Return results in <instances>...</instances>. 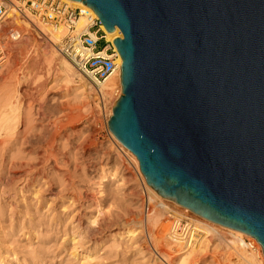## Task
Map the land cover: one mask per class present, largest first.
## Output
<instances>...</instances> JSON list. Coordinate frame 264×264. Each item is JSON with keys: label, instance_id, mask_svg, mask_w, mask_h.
<instances>
[{"label": "water", "instance_id": "1", "mask_svg": "<svg viewBox=\"0 0 264 264\" xmlns=\"http://www.w3.org/2000/svg\"><path fill=\"white\" fill-rule=\"evenodd\" d=\"M120 57L109 131L146 183L264 254V0H74Z\"/></svg>", "mask_w": 264, "mask_h": 264}, {"label": "rangeland", "instance_id": "2", "mask_svg": "<svg viewBox=\"0 0 264 264\" xmlns=\"http://www.w3.org/2000/svg\"><path fill=\"white\" fill-rule=\"evenodd\" d=\"M28 16L33 18L30 14ZM33 19L40 24L50 26L35 18ZM12 28L16 29L13 20L7 24V28L0 34V42H5V36L8 30ZM30 33L35 38L39 37L35 30L30 29ZM61 40L62 38L54 44V47L58 54L64 57L57 48ZM23 41L24 39L14 41L12 51L17 52V56L11 59L3 75L7 78V83L15 90L24 84L32 85L35 82L32 75L35 73L41 72L38 76L44 75L41 78L48 79L46 89L39 94V101L34 102L32 105L30 118L33 121L39 120L37 108L40 102L45 118L51 120L60 118L58 105L66 99L64 102H68L71 107L69 110L71 112L70 116L74 118L85 116L86 120L83 123L87 127L82 131H76L75 127H67L68 131H66L65 126L58 127L51 142L53 157L57 160V167L53 168L43 163L40 168L41 172L51 182L52 188L59 190L61 195L70 194L75 199L76 204H70L71 201L67 200V197H62L56 198L48 206L50 202L48 197L46 203H44L45 200H41L38 208H35L36 201L32 198L31 192L39 190L41 193L39 198L46 195L45 188H40L42 180L38 179L33 180V186L25 185L24 182H17L12 185L9 194H15L11 199L8 197V193L0 194V212L2 213L0 215V231H4L3 227L10 226L5 229L9 234L5 235L6 242L3 245L7 254L12 258L9 264H14L15 258L23 259L19 252L24 253L26 248H32L36 244L45 245L43 255L46 258L43 264H166V261L169 264H176L177 253L181 251V245H175L174 243L170 245L172 241L167 237L168 212L192 221L206 222L191 211H185L183 207L167 200H163L165 208H159L153 204L148 211V217L157 211L162 213L160 222L165 225L164 237L162 241L158 239V227L148 220L145 228V239L150 246V251L147 255L133 249L137 240H127L128 237H125L124 234L116 237L115 233L118 232V229H109L104 226L117 213L123 215L126 221L131 220L132 217L145 221L147 219L146 214H148L141 208L140 201L136 198L134 202H130L128 199L125 200L127 191L131 189V186L129 189H125V186L119 188L115 194H118L120 200L115 202L113 199V192L115 191H113L112 180L108 175L114 168L112 163L116 157L125 165L130 175H133V181L139 191V180L136 172L122 152L118 151L116 143L111 139L107 128L108 109L119 94V90L116 89L114 93L108 96L104 107L98 103L96 91L84 77L87 91L82 95L75 97V92L71 86L69 92H49L50 85L60 83L64 79L61 66L58 63L49 65L47 62L33 64L34 46L30 45L24 48ZM5 43L8 45L12 42L6 40ZM76 72L79 73L77 70ZM22 101H24L23 98H21V103H23ZM63 119H67V117ZM44 123H36V129L38 130L33 132L35 134L34 142L41 146H46L47 138L51 132L49 126H45V129L41 130ZM109 157L111 160L107 161ZM94 167L97 172L100 171L102 175L106 174V178L108 177L103 187H99L100 177L98 176L99 173L92 171ZM84 193L91 194L96 199V203H89L84 200ZM64 206L66 207L63 208ZM125 207H129L132 212H126ZM99 208L100 213L98 214L97 210ZM90 214L97 217L93 223L87 220L91 217ZM51 215L52 217L49 219ZM78 217L80 222L77 224ZM9 220H11L10 223ZM20 225L24 226V229L17 232L16 230ZM130 226L138 229L133 224H130ZM26 229L32 234L30 236L32 240L30 241L23 235ZM11 230L12 232H10ZM38 230L41 231V235L47 238L40 241L36 233ZM217 230L225 237L231 238L227 230L222 228H217ZM77 234L84 235L86 238L84 237V244L76 246L75 250L72 248L71 242L73 241L71 239L74 237V240H77L79 238ZM36 240L37 243H31ZM209 246V252L214 255L209 257L211 264H245L241 259V261L238 260L234 248H216L215 245L211 244V241ZM82 255H86V257L84 258Z\"/></svg>", "mask_w": 264, "mask_h": 264}, {"label": "bare ground", "instance_id": "3", "mask_svg": "<svg viewBox=\"0 0 264 264\" xmlns=\"http://www.w3.org/2000/svg\"><path fill=\"white\" fill-rule=\"evenodd\" d=\"M71 6H85L90 10V13L93 16H97L96 13L85 4L74 1V0H65ZM11 19L13 20L14 25L16 26V33H19L18 36L14 38V40L24 39L22 42L24 48L29 47L30 45L34 46L33 51L35 52L33 58V64L39 63L43 64L47 62L49 65L53 63H58L64 73V79L57 84H52L48 88L49 92L57 93L59 91L69 92L70 86L75 92V97L86 93L87 86L83 80V76L76 72L73 65L65 58L61 57L54 44L58 42L61 38H63L67 33V28L63 25L58 27H50L44 24H40L35 21L30 16L26 15L23 17L18 16L17 14H12ZM87 23V17L81 16L77 22V27H83ZM106 31L107 40L113 41L116 37H122L121 32L116 28L112 32ZM31 30L37 31L39 34L38 38H35L30 33ZM12 43H5L2 45L3 52L0 53V194L8 193V197L11 199L15 193L9 194L12 190V185L15 183H23L25 185L33 186L35 179L42 180L40 188H45L46 195L40 196L39 190H33L31 192L32 198L35 199L36 204L35 208L40 205L41 200H45L46 203L49 197V205L50 206L56 198L67 197V200H70V204H76L75 199L71 197V195H61L60 191L56 188H52L51 182L48 178L41 172V164H47L50 167H57V160L53 157V149L51 147V142L53 141L54 134L56 130L60 126H65L66 131H68L67 127H75L76 131H82L86 128V124L83 122L86 120L85 116H70L71 109L70 104L68 102H64L66 99L62 100L59 103L58 109L60 111V118L58 119H47L43 115L42 112V103L38 104L37 114L39 120L33 121L30 118L31 108L34 102L39 101V94L41 91H44L47 87V78H41L43 76L40 75L41 72L35 73L32 75V79L35 82L31 84L21 85L18 89L15 90L12 88L6 81V77L3 75V72L7 69L8 64L11 59L16 58L17 52L12 51L14 46V41H10ZM121 59V57H120ZM122 62V60H121ZM2 73V74H1ZM45 74V73H44ZM73 84V85H72ZM71 89V90H72ZM100 89L105 96H110L116 89L119 90V94L113 100L110 108L108 109V118L111 115L112 106L115 101L121 95V81H120V72L114 73L110 75L104 82L100 84ZM21 98L24 101L21 103ZM67 117V119H63ZM45 122L41 126V130L45 129V126H49L51 128L50 136L47 138L46 146L37 145L34 142L35 134L33 132L37 131L36 123L40 124L41 122ZM108 128V125H107ZM55 129V130H54ZM39 130V131H41ZM65 131V132H66ZM111 139L116 143L117 149L119 152L125 156L127 161L132 165L136 175L140 177V169L139 163L136 156L129 151L124 145H122L118 139L109 131ZM26 156V157H25ZM111 158H107V161H110ZM112 165L114 166L113 170L109 172V177L112 180L113 185V199L115 202L120 200L118 194L115 193L119 188L125 186V189H131L127 191L125 200L128 199L130 202H134L135 198L137 200H141L142 196L139 193L138 189H136V184L134 183L133 175L129 173V171L125 168V165L121 163V160L116 157L113 160ZM109 168V167H108ZM93 172H97L96 168H92ZM99 173V187H103L105 181L108 180L106 178V174ZM147 184V183H146ZM148 185V184H147ZM7 189V190H4ZM148 196L149 200H167L171 201L167 198L162 197L157 193L155 189H153L150 185H148ZM43 198V199H42ZM84 200L87 202L96 203V199L88 193H84ZM173 202V201H172ZM14 204L16 202L13 201ZM175 203V202H173ZM69 204V205H70ZM143 202H140L141 208ZM178 206H181L175 203ZM127 206V205H126ZM64 206L63 208H65ZM183 207V206H181ZM185 211H190L188 208L183 207ZM126 212H132L129 207H125ZM98 214L100 213V208L97 210ZM13 213V212H12ZM0 215L2 213L0 212ZM53 215V214H52ZM49 217V219L52 217ZM149 213L146 214L147 219L143 221L142 219H136L132 217L131 220L126 221L123 215L117 213L111 221H108L104 226L109 229H118V232L115 233L116 237H119L121 234H124L125 237H128L127 240H137L133 249H137L138 252L149 253L150 246L146 242L145 237V228L147 227L148 220L152 222V224L158 227V239L160 241L163 240L164 237V223H161V215L162 213L157 211L152 213L150 217H148ZM91 217L87 218L88 222L93 223L96 220V215L90 214ZM199 216V215H197ZM12 217V216H11ZM206 222L194 220L193 222L198 225L201 230V233L196 238H193V242L188 244V241L183 243L176 240H171V244H179L181 245V251L177 253L176 264H211L209 257L214 256L211 252H209L208 247L209 242L211 241L212 245H215L217 248H234L237 253V257L239 261H244L245 264H264V254L261 245L256 241V239L242 231L232 229L229 227H225L213 221L207 220L202 216H199ZM77 224L80 222V218H77ZM11 220H9V223ZM76 224V225H77ZM130 224L135 225L138 229L132 228ZM10 225V224H8ZM75 225V226H76ZM10 226L3 227L4 231H0V264H9L12 258L7 254L6 248H4V243L6 242L5 235L9 234L5 230ZM18 227V226H17ZM99 228V227H98ZM217 228L225 229L231 235V238L225 237ZM24 229V226H21L16 230L20 232ZM101 229V228H99ZM123 230V231H120ZM100 231V230H99ZM12 232V230L10 231ZM37 238H40V241L46 239V236L41 235V231L38 230ZM27 240H32L30 237L29 231L23 234ZM34 236L36 234H33ZM79 238L74 240V237L71 239L72 248L76 250V246H82L84 244V235L77 234ZM250 236L255 241L254 247L245 249L244 246L239 242V237L241 236ZM86 238V237H85ZM31 243H37L33 241ZM173 247V246H172ZM45 245L36 244L32 248H26L25 252H19L20 256L23 259H14V264H32V263H40L43 264L45 262L44 257ZM14 254V253H12ZM24 254V256H23ZM82 257H86V255H82ZM241 259V260H240ZM166 264H169L166 261Z\"/></svg>", "mask_w": 264, "mask_h": 264}, {"label": "built area", "instance_id": "4", "mask_svg": "<svg viewBox=\"0 0 264 264\" xmlns=\"http://www.w3.org/2000/svg\"><path fill=\"white\" fill-rule=\"evenodd\" d=\"M12 14L20 17L30 14L36 20L49 24L51 27L63 25L67 28L66 35L57 46L58 51L89 82L96 91L98 103L104 107L108 96L101 92L100 84L110 75L120 72L121 59L113 41L107 40L106 31L98 16H93L85 6L73 7L65 0H0V34L12 20ZM81 16L87 17V23L78 28L77 22ZM15 32L16 29L13 28L8 30L5 36L8 42L15 41L14 38L19 34ZM5 42H0V53L3 52L2 45ZM139 173L138 188L142 196L140 202H143V210L148 212L153 204L159 208H165L162 199L149 200L148 185L140 171ZM168 215L167 237L169 239L183 243L188 241L189 244L201 233L198 225L192 220L170 212ZM254 241L247 235L239 237V242L245 249L253 248Z\"/></svg>", "mask_w": 264, "mask_h": 264}]
</instances>
